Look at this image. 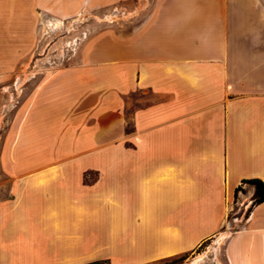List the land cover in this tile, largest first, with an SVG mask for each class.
<instances>
[{"label": "crops", "instance_id": "1", "mask_svg": "<svg viewBox=\"0 0 264 264\" xmlns=\"http://www.w3.org/2000/svg\"><path fill=\"white\" fill-rule=\"evenodd\" d=\"M144 1L0 0V93L33 78L45 21ZM138 15L40 75L11 117L0 264L171 258L216 236L236 199L228 264H264V201L242 182L264 181V0H150Z\"/></svg>", "mask_w": 264, "mask_h": 264}, {"label": "rangeland", "instance_id": "2", "mask_svg": "<svg viewBox=\"0 0 264 264\" xmlns=\"http://www.w3.org/2000/svg\"><path fill=\"white\" fill-rule=\"evenodd\" d=\"M149 2L150 0H145L144 5L140 4L130 9H124L116 5L98 10H84L75 18L62 20L64 24L56 28L47 26L46 23L48 20L40 25L38 47L37 51L33 54V58L42 59V61H40V65L36 63L37 66H34L33 78L27 83L25 79H22V81L16 84L17 96L15 99L13 96H10V104L9 94L4 93V89H2L0 93V150L11 117L15 113L16 108H18L24 100L25 93L38 85L40 75L51 74L61 67L77 63L80 59V52L83 46L88 40L99 33L106 30L120 33V29L131 22H133L134 25L133 23L131 24L135 26L137 23V16H139L138 13L147 9ZM108 16L110 18H108ZM24 70L25 68H23V74ZM19 73L20 72H18V74ZM13 89L14 88L10 90ZM12 104L13 107L9 109ZM245 202L246 200L242 199H236L234 201L225 225L221 228L220 232L229 231L231 234L238 226L239 221L237 218L242 215ZM215 238L216 236H213L209 240H206L191 252L148 264H195L194 260L196 256L208 252L213 246ZM226 240L227 238L220 244L216 255L212 258H205L202 264H228L225 252ZM81 261V264H112V260L106 258L82 259Z\"/></svg>", "mask_w": 264, "mask_h": 264}, {"label": "bare ground", "instance_id": "3", "mask_svg": "<svg viewBox=\"0 0 264 264\" xmlns=\"http://www.w3.org/2000/svg\"><path fill=\"white\" fill-rule=\"evenodd\" d=\"M111 15V14H109ZM108 18H110L108 16ZM62 24H64V22L62 20H51L49 19L48 22L46 23L47 26H51L52 28H56L61 26ZM230 232L229 231H221L216 235V238L214 240L213 246L210 248V250H208V252L200 254L198 256H196L194 263L195 264H202V262L204 261L205 258H212L216 255L220 244L227 238L229 237Z\"/></svg>", "mask_w": 264, "mask_h": 264}, {"label": "trees", "instance_id": "4", "mask_svg": "<svg viewBox=\"0 0 264 264\" xmlns=\"http://www.w3.org/2000/svg\"><path fill=\"white\" fill-rule=\"evenodd\" d=\"M243 183H250V184H254L256 187V191L253 197V203L252 205H256L259 203H262L264 201V181H262L261 179L258 178H251V179H244L242 180ZM243 192L244 189L239 186L235 189V197H237V194L239 192Z\"/></svg>", "mask_w": 264, "mask_h": 264}]
</instances>
